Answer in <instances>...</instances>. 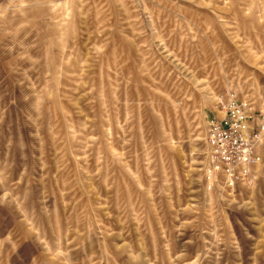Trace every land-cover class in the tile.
<instances>
[{
	"label": "rangeland",
	"instance_id": "374dc122",
	"mask_svg": "<svg viewBox=\"0 0 264 264\" xmlns=\"http://www.w3.org/2000/svg\"><path fill=\"white\" fill-rule=\"evenodd\" d=\"M0 264H264V0H0Z\"/></svg>",
	"mask_w": 264,
	"mask_h": 264
},
{
	"label": "built area",
	"instance_id": "2783aa9c",
	"mask_svg": "<svg viewBox=\"0 0 264 264\" xmlns=\"http://www.w3.org/2000/svg\"><path fill=\"white\" fill-rule=\"evenodd\" d=\"M242 121L243 119H239L234 122L229 117L221 122L213 123L210 130L209 143L212 161L208 169L209 174L211 176L214 174L215 180L220 175L231 187L237 183L250 181L251 170L255 164L252 152L246 147L247 141L241 136L244 135L245 130ZM233 132H239L240 141L233 140Z\"/></svg>",
	"mask_w": 264,
	"mask_h": 264
}]
</instances>
